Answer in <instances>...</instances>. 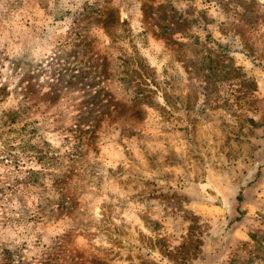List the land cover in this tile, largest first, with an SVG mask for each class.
<instances>
[{
  "label": "rangeland",
  "instance_id": "rangeland-1",
  "mask_svg": "<svg viewBox=\"0 0 264 264\" xmlns=\"http://www.w3.org/2000/svg\"><path fill=\"white\" fill-rule=\"evenodd\" d=\"M0 264H264V0H0Z\"/></svg>",
  "mask_w": 264,
  "mask_h": 264
},
{
  "label": "crops",
  "instance_id": "crops-1",
  "mask_svg": "<svg viewBox=\"0 0 264 264\" xmlns=\"http://www.w3.org/2000/svg\"><path fill=\"white\" fill-rule=\"evenodd\" d=\"M247 133H248V131H247Z\"/></svg>",
  "mask_w": 264,
  "mask_h": 264
}]
</instances>
